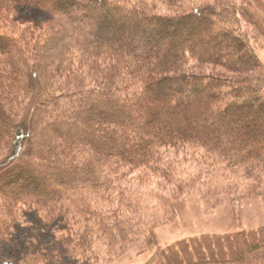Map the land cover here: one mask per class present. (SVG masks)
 <instances>
[{"label": "trees", "instance_id": "obj_1", "mask_svg": "<svg viewBox=\"0 0 264 264\" xmlns=\"http://www.w3.org/2000/svg\"><path fill=\"white\" fill-rule=\"evenodd\" d=\"M91 1L104 17L77 0H0V264H98L139 238L156 248L144 264H264V224L156 240L191 192L264 199V63L252 45L264 0ZM20 7L26 20L12 16ZM210 33L230 59L163 48ZM151 34L163 46L144 44ZM168 146L194 175L162 156ZM139 167L168 182L152 208L126 182Z\"/></svg>", "mask_w": 264, "mask_h": 264}, {"label": "rangeland", "instance_id": "obj_2", "mask_svg": "<svg viewBox=\"0 0 264 264\" xmlns=\"http://www.w3.org/2000/svg\"><path fill=\"white\" fill-rule=\"evenodd\" d=\"M78 6L84 7L88 6L90 11L94 16L98 18H102L104 14V7L99 8L92 2L91 0H77ZM199 1V0H194ZM181 11V8H176L175 6H168L161 3L157 5V11L161 14H167L169 12H178ZM31 11L29 8L20 7L15 9L12 13L13 17L21 18L26 20V16H28L29 12ZM73 14L75 10H71ZM143 20V19H142ZM93 23V22H92ZM129 25V23H127ZM93 25V24H92ZM152 27H158L157 24L151 23ZM22 26V25H21ZM94 27V25H93ZM250 27V26H249ZM248 27V29H249ZM251 29V27H250ZM103 30V31H102ZM158 30L157 35L162 33H166L169 37H174L173 33L168 30V28H161L156 29ZM98 32H102V34H106L110 32L108 28H97ZM168 32V33H167ZM153 33V32H152ZM154 38V41L158 39L159 36L155 34H151ZM144 36V35H143ZM168 37V38H169ZM142 39V36H136V39ZM153 40L147 41L143 40L144 44H150V46L154 45H161V43H157L158 41L152 42ZM254 43L255 51L261 61L264 63V40L259 38L258 40H252ZM204 42V44L202 43ZM193 44L194 48L196 49V53H199L202 56L208 55L210 52H217L216 55L219 57L217 62L219 63L220 60L223 59H230L228 50L224 47V43L216 44L213 42V35L210 34H198L194 35L190 38H185L177 35V40L174 45L169 43V46H163L164 49H168L169 51L177 50L179 47H184L187 45ZM171 45V47H170ZM218 46V47H217ZM218 48V50L214 49ZM227 52V53H226ZM234 58V57H233ZM231 58V59H233ZM233 65V63H231ZM206 67V66H205ZM210 67V65H208ZM215 69L224 70L221 65L214 67ZM152 104H159V100H151ZM111 114V113H110ZM167 124L165 121H161L157 124L158 127H163ZM246 125L247 123H240L241 127ZM157 127L156 125H154ZM185 126H180L178 131H169V134H174L176 132H181ZM194 129V127H192ZM192 128H188L187 130L191 133L195 132ZM79 129V128H78ZM186 129V128H185ZM166 130V129H165ZM134 149V153L138 152V147L132 148ZM162 156L164 158L173 161L178 169H186L187 166L191 167L190 171H185L186 174L192 173L194 175V167L195 164L192 161H189V156L185 151L179 149L177 147H166L163 150ZM51 179H48V185L52 187V183L50 182ZM126 182L127 185L137 192L143 198V202L145 205L152 208L154 204H157L158 199L156 197V193L159 191H165L168 189V182L160 177L159 175L155 174L154 172L150 171L148 168L139 167L137 169L132 170V172L128 175ZM223 180H216L217 185L221 186ZM231 182V180H230ZM227 182V183H230ZM237 182V183H236ZM237 181V179L232 180V184H235V188L243 189L248 184V181ZM66 183V182H64ZM224 183V182H223ZM222 187V186H221ZM35 192V189H33ZM132 190V191H133ZM201 190V189H200ZM39 192V191H38ZM14 191L9 190L7 195L13 194ZM189 194V192H188ZM188 197V201L183 205L182 209L179 211V215L175 217V220L170 221L168 223L162 224L157 228L156 233V240L158 244L162 247L168 246L173 244L175 241L180 239H189L196 236H201L203 234H220L226 232H236L239 230H247L251 228H256L260 224H264V199L263 198H239L238 196H215V197H207L200 199L199 195H197V191L191 192ZM207 195V194H206ZM41 198H48V195L40 194ZM2 201V199H0ZM116 201V199H115ZM113 201V203L115 202ZM24 210V209H23ZM21 219H28L32 220V217L29 215H24ZM31 217V218H30ZM142 239L139 238L137 241L131 243L127 248H124V253L120 254L119 256L108 258L105 257L103 261L98 264H144L148 258L152 255L156 248H152L150 250H144L142 247ZM4 244V243H3ZM0 243L1 246H4ZM2 249V247H1ZM8 252V251H7ZM9 255V254H8Z\"/></svg>", "mask_w": 264, "mask_h": 264}]
</instances>
